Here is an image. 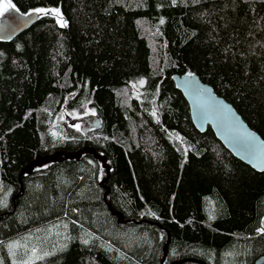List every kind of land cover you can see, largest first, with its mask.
<instances>
[{"label": "trees", "instance_id": "1", "mask_svg": "<svg viewBox=\"0 0 264 264\" xmlns=\"http://www.w3.org/2000/svg\"><path fill=\"white\" fill-rule=\"evenodd\" d=\"M12 3L59 15L0 40V243L52 235L30 264L264 255V172L199 132L172 80L197 74L264 139V0Z\"/></svg>", "mask_w": 264, "mask_h": 264}, {"label": "water", "instance_id": "2", "mask_svg": "<svg viewBox=\"0 0 264 264\" xmlns=\"http://www.w3.org/2000/svg\"><path fill=\"white\" fill-rule=\"evenodd\" d=\"M41 18V14L32 11L21 12L16 6L0 15V40L9 42L29 30ZM172 80L182 92L190 107L191 119L196 129L205 133L211 127L217 139L238 160L258 172H264V139L253 130L235 107L223 97L217 95L213 87L203 82L192 73L174 74ZM99 117L88 121L83 126L85 135L91 130L99 129ZM196 262V259H183L179 263ZM254 264H264V255L258 257Z\"/></svg>", "mask_w": 264, "mask_h": 264}, {"label": "rangeland", "instance_id": "3", "mask_svg": "<svg viewBox=\"0 0 264 264\" xmlns=\"http://www.w3.org/2000/svg\"><path fill=\"white\" fill-rule=\"evenodd\" d=\"M91 112L90 109H86L80 113L64 108L59 115L58 122L67 123L82 130L88 121L97 118L96 113L91 114ZM52 240L53 236L49 234L41 237L26 236L23 242L11 241L0 243V264H30L38 260L43 261L45 256L44 250L49 248V243ZM10 245H12L11 248Z\"/></svg>", "mask_w": 264, "mask_h": 264}, {"label": "snow or ice", "instance_id": "4", "mask_svg": "<svg viewBox=\"0 0 264 264\" xmlns=\"http://www.w3.org/2000/svg\"><path fill=\"white\" fill-rule=\"evenodd\" d=\"M9 8L11 9H15V5L12 3V0H4L3 3H0V15H3V13L5 11H7ZM38 13H44L45 15L49 14V13H53L56 15H59V10L58 9H51V10H45V9H36L35 10ZM163 22V21H161ZM60 24L61 26H66L65 22L63 20H60ZM189 75L191 76L192 73H189ZM87 243V241H85ZM12 247V245H10V248Z\"/></svg>", "mask_w": 264, "mask_h": 264}]
</instances>
